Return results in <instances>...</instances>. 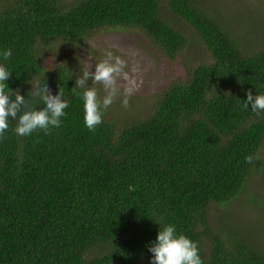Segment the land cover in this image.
<instances>
[{
	"label": "trees",
	"instance_id": "1",
	"mask_svg": "<svg viewBox=\"0 0 264 264\" xmlns=\"http://www.w3.org/2000/svg\"><path fill=\"white\" fill-rule=\"evenodd\" d=\"M162 7L195 31L197 61L183 56L188 37ZM113 30L140 33L184 72L144 117L108 108L93 132L73 49ZM263 47L238 36L206 0H0L6 94L19 90L40 110L33 94L47 84L69 104L48 134L18 136V118H8L0 264H146L168 225L197 244L203 264H264V247L227 218L253 178L264 177V115L244 107L248 90L264 95ZM49 50L58 53L54 68L42 61ZM249 155L258 159L247 163Z\"/></svg>",
	"mask_w": 264,
	"mask_h": 264
},
{
	"label": "rangeland",
	"instance_id": "2",
	"mask_svg": "<svg viewBox=\"0 0 264 264\" xmlns=\"http://www.w3.org/2000/svg\"><path fill=\"white\" fill-rule=\"evenodd\" d=\"M206 5L213 8L238 36L248 42H262L264 46V0H206ZM161 14L188 37L189 50L183 56H191L197 61L202 53L195 31L164 7L161 8ZM42 52L44 64L54 68L57 50ZM108 52L125 62V75L117 82L119 92L109 107L120 118L144 117L157 102L162 90L174 77H180L184 72L181 61L171 64L161 59L158 51L140 33L113 30L98 32L81 47H74L73 56L77 60L78 74L81 75L83 70L89 68L94 72L95 64L106 59ZM86 86L95 87L98 98L104 97L102 85H92L91 78ZM125 99L128 101L127 107L123 105ZM262 154L264 157V149ZM249 188L228 207L227 218L244 227L264 247V177L253 178ZM150 260L146 264H150Z\"/></svg>",
	"mask_w": 264,
	"mask_h": 264
},
{
	"label": "clouds",
	"instance_id": "3",
	"mask_svg": "<svg viewBox=\"0 0 264 264\" xmlns=\"http://www.w3.org/2000/svg\"><path fill=\"white\" fill-rule=\"evenodd\" d=\"M3 58L8 60L12 56V50L7 49L3 53ZM125 62L119 57H114L111 52L107 53L106 59L95 64V71L91 68L83 70L82 74L76 78L75 86L85 88L83 92L84 101V123L89 131H95L96 127L103 122V114L113 101L118 92V80L124 74ZM5 67L0 66V138L8 129V118L17 119L15 132L18 136H28L36 130H43L45 134L49 133L51 127L60 126V118L65 115L64 109L69 104L63 98V89L60 87L56 95L49 90L48 85L39 87L33 95L38 96L45 105L40 110L32 108L29 101L19 93V90L12 91L14 99H11L5 92L8 88L6 81L10 78ZM91 78L92 85H102L105 95L102 99L98 98V92L95 87H87V81ZM127 92V89L125 90ZM247 99L244 101V107L251 105L252 112L256 115H264V95H253L248 90ZM34 103V101H33ZM123 105L127 107L128 101L125 99ZM254 157L249 155L245 157L247 163H252ZM152 253L150 264H203L199 255L198 247L195 242L183 234L177 235L173 225H168L159 230L156 240L148 247Z\"/></svg>",
	"mask_w": 264,
	"mask_h": 264
}]
</instances>
